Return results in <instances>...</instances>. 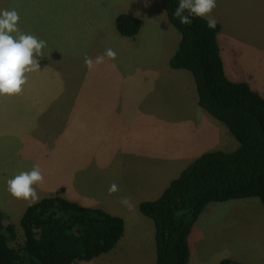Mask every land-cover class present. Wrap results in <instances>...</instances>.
I'll list each match as a JSON object with an SVG mask.
<instances>
[{"label":"rangeland","instance_id":"rangeland-1","mask_svg":"<svg viewBox=\"0 0 264 264\" xmlns=\"http://www.w3.org/2000/svg\"><path fill=\"white\" fill-rule=\"evenodd\" d=\"M147 1L154 4L155 0ZM139 2L149 7L144 0H0V9L8 6L9 10H17L20 16L18 28L22 32L46 41V47L42 50L44 56L38 57L39 70L26 74L28 81L23 86V91L16 95L0 96V181L5 185L7 179L21 171H29L33 165L38 164L44 175L43 184L33 186L39 199L47 195L48 191L55 192L61 183L66 182L63 176L76 189L83 190L86 194L106 192V188H100L96 184H109L104 164L110 153L105 154L104 150L115 147L113 131L124 127L127 132L132 133L141 130L145 124L97 123L92 118L83 121L76 117V108L68 105L77 98H101L98 88L104 87L105 83H137L147 78L149 85L151 78L155 77L151 74L152 66L161 67L162 63L169 66L164 62L166 59H163L161 53L162 46L148 42L162 33L164 40L171 42L173 33L179 34L167 19L160 32L151 36L150 33L155 32L149 30L145 33L144 29L138 37L130 39L120 36L116 30L115 17L132 9ZM157 2L161 4L160 0ZM79 5H92L90 8L95 10L89 13L93 15V21L82 23L78 19L80 16L75 10L80 8ZM212 12L215 17L228 19L229 26L234 25V29L228 34L232 42L223 35L221 37L222 54L241 58L238 63L244 66L242 71L246 73L249 70L254 74L253 78L264 85V0H216V7ZM233 19L234 22H231ZM144 34L149 37L147 41H142L141 36ZM126 43L135 46V50L129 51V55H116L115 59L105 56L104 62L93 69L86 67V56L95 61L106 49L114 50L119 44ZM145 52L148 57L139 58ZM225 61L227 63V59ZM113 65H117V68L123 70L120 73L124 74L109 75L108 69ZM145 68L149 69L148 74L143 72ZM164 69L167 70L166 74L174 71L168 67ZM161 77L162 80L155 82H162L167 78L166 75ZM145 88L146 85H142L135 96L140 95ZM176 92L177 89H174V95ZM180 94L184 97L182 89ZM116 95L114 93L113 96ZM147 99L149 102L160 100L166 104L156 84L153 88L148 87ZM82 122H87L83 124V128L79 124ZM162 123L169 133L173 130L181 133L184 129L189 132V121L169 119ZM147 126L150 129L152 124ZM227 132L236 141L228 129ZM227 143V147H232L230 141ZM92 149H98L99 152L92 156ZM92 158L97 162L93 164L94 169L99 171L98 174H93ZM49 165L55 166L57 170L46 171ZM15 201L17 199L11 194L0 196V207L9 213L10 221L20 229V217L29 203ZM151 224L153 225L152 221ZM251 233L257 237L262 233L264 237V206L257 197L207 204L193 223L190 240L194 250L204 245L207 248L213 247L211 250L214 251L216 260L226 257L234 259L241 258L239 254L248 256L245 250L248 245L252 246V250L264 253L262 242H252ZM139 246L140 244L131 240L129 250L124 252L120 262L130 259L128 264H138L141 260ZM109 256L111 255L105 253L100 258L96 257L99 259L72 264H114ZM255 261L260 264L264 260Z\"/></svg>","mask_w":264,"mask_h":264},{"label":"trees","instance_id":"trees-1","mask_svg":"<svg viewBox=\"0 0 264 264\" xmlns=\"http://www.w3.org/2000/svg\"><path fill=\"white\" fill-rule=\"evenodd\" d=\"M160 2L180 34L170 67L190 72L199 106L223 123L238 144L233 150L202 153L157 199L138 206L154 224L155 264H188L192 226L207 204L257 197L264 206V97L247 82L226 75L218 22L214 29L200 17H193L190 25L181 24L173 15L179 0ZM115 27L120 36L135 37L142 22L124 12L115 17ZM19 226L0 211V264L90 261L112 251L124 233L122 217L59 195L27 205ZM217 264L243 263L223 258Z\"/></svg>","mask_w":264,"mask_h":264},{"label":"crops","instance_id":"crops-1","mask_svg":"<svg viewBox=\"0 0 264 264\" xmlns=\"http://www.w3.org/2000/svg\"><path fill=\"white\" fill-rule=\"evenodd\" d=\"M144 2L149 5V7H145L139 2L134 5L132 9L126 11V13L133 14L140 18L142 22L139 33L135 37L127 38L134 39L138 37L144 29L145 33L149 30L155 32L150 33V36L151 34H156L160 32L162 26H165L166 19L168 20L162 4H159L157 0L154 1V4H149L147 0H144ZM79 6L80 8L75 11H78L80 18H78L77 15L76 17L81 20L82 23L93 21V15L89 13L95 10L93 7L92 9L90 8L92 5ZM5 8L9 9L8 6ZM84 10L86 11L84 12ZM210 15L221 25L218 41L226 75L232 80L247 82L253 90L264 97V85H261L258 79L253 78L254 74L249 70L246 73L242 71V67L244 66L238 63L241 62V58L235 56L228 57L222 54L221 37L223 35L229 40L228 34L229 31L234 29V25L229 26L230 21L228 19L215 17L213 12H211ZM96 20H98V18ZM231 22H234V19ZM172 36L173 40L171 42L164 40L165 37L163 33L159 34V37L157 36L150 40L147 39L149 37L145 36V34L141 37L142 41L148 40V42L159 43L162 46L160 49H162L161 53L164 56L163 59H166L164 62L169 65L167 61L170 60L180 41V34L173 33ZM229 41L232 42L233 40ZM134 48L135 46L132 47L130 44L127 45V43L124 45L119 44V47L114 49V51L116 55L123 56L122 54L129 55V51L135 50ZM147 57L148 54L146 52L142 56H139L141 59ZM225 59H227V63ZM115 64H117V61ZM166 67L171 68L170 65L164 66V63H162L161 67L156 65L152 66L153 70L152 73H150L155 77L151 78V83L149 85H147V78L137 83H105L104 87L100 86L98 88L99 97L101 98L96 100L77 98L76 101L68 105L76 108L74 110L76 117L78 119L81 118L83 121L92 118V120L97 123L135 122L145 124L141 130L132 133L127 132L124 127H120V129L115 132L113 131L115 147L112 150H104L105 154L110 153L109 158L105 160L104 164L108 173L109 184H96L100 188H106V192L102 194L98 192L86 194L83 190L76 189V187L63 176L66 182L61 183L59 188H56L57 190H55V192L48 191L47 195H45H59L79 205L100 207L113 215L122 217L124 220L123 236L114 250L111 253H107V255H111L109 257H112V263L114 264L130 263V259H126L127 262L120 261H122V257L125 254L124 252L129 250L131 240L140 244L141 260L138 264H155L154 224H151V219L140 213L138 209L140 202L157 199L169 183L202 153L216 148H222L223 150L230 148L233 150L238 145L237 142L229 136L227 128L199 106L196 87L191 74H188V72H186L187 70L173 68V72L166 74L165 71L167 70L164 69ZM122 71L123 70L117 68V65H113L108 69V74L112 76H121L124 74L120 73ZM143 72L148 74L149 69L145 68ZM162 75H166L167 78L163 79L162 82H155V80H162ZM173 81L176 83H173ZM255 83L258 86H256ZM155 84L163 94L166 104L160 100L148 101V87L153 88ZM129 85L131 86L129 87ZM142 85H146V88L140 95L135 96V94L141 90ZM174 89H177L176 95H174ZM181 89L184 92V97L183 94H180ZM114 93L117 95L113 96ZM169 119H179L181 122L189 121L190 133L185 129L182 130L181 133L174 130L169 133L163 128L162 123L163 120ZM86 123L87 122H82L79 124H82L83 128V124ZM149 123L152 124L150 129L147 126ZM229 141L232 147H227V142ZM98 152V149H92V156ZM91 161L93 174H98L99 171L94 169L93 164V162L97 163L96 160L92 158ZM56 170L55 166L52 165L46 167V171L49 172H54ZM113 183L118 186L119 190L109 194V187ZM6 186L7 185H5L3 181H0V196H10ZM97 195L99 196L98 199ZM122 197L131 198V202L134 205L131 210L119 202ZM23 201L31 204L29 201L23 199H17L15 202ZM100 203L107 204V207H105V204ZM0 211L9 216V213L1 210V207ZM260 237L251 233L252 242H256V240L257 242H262L264 247V237L262 233ZM189 246L190 257L188 264H217L218 261L221 260H216L217 257L213 254L214 251L211 250L214 249L213 247L207 248V245H204L194 250L190 236ZM245 250L248 252V256L239 254L242 259L236 257L237 260L243 264H256L255 260H264V253L252 250V246L248 245ZM260 264H264V261H261Z\"/></svg>","mask_w":264,"mask_h":264},{"label":"clouds","instance_id":"clouds-1","mask_svg":"<svg viewBox=\"0 0 264 264\" xmlns=\"http://www.w3.org/2000/svg\"><path fill=\"white\" fill-rule=\"evenodd\" d=\"M215 7L216 0H179L173 15L185 25L192 24L193 17L205 18L207 27L214 29L217 20L211 17L210 13ZM19 20L17 10L0 9V96L21 93L28 81L26 74L39 70L38 57L44 56L42 50L46 47V41L22 32L18 28ZM105 56L115 59L116 52L108 48L103 55L96 57L95 61L86 56L84 63L91 70L103 63ZM43 182L44 175L36 164L31 170L21 171L7 179L6 185L12 197L36 203L39 195L33 186ZM118 190V186L113 183L108 191L112 194ZM119 202L129 210L134 207L130 197H122Z\"/></svg>","mask_w":264,"mask_h":264}]
</instances>
